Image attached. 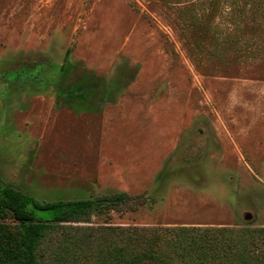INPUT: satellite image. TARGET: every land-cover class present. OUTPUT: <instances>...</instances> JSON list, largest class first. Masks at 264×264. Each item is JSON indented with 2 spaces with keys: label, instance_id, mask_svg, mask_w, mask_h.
<instances>
[{
  "label": "rangeland",
  "instance_id": "1",
  "mask_svg": "<svg viewBox=\"0 0 264 264\" xmlns=\"http://www.w3.org/2000/svg\"><path fill=\"white\" fill-rule=\"evenodd\" d=\"M0 178L145 199L72 227H264V0H0Z\"/></svg>",
  "mask_w": 264,
  "mask_h": 264
},
{
  "label": "trees",
  "instance_id": "2",
  "mask_svg": "<svg viewBox=\"0 0 264 264\" xmlns=\"http://www.w3.org/2000/svg\"><path fill=\"white\" fill-rule=\"evenodd\" d=\"M144 203L125 192L41 202L0 178V264H39L42 244L57 234V264H264V227L69 225L88 223L91 214L122 215Z\"/></svg>",
  "mask_w": 264,
  "mask_h": 264
}]
</instances>
